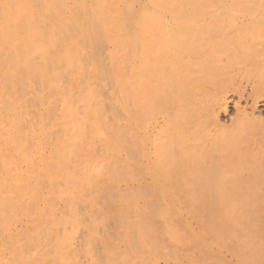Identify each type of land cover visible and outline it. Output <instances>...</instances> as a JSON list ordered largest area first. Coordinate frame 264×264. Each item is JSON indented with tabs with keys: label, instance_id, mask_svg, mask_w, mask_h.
<instances>
[{
	"label": "bare ground",
	"instance_id": "bare-ground-1",
	"mask_svg": "<svg viewBox=\"0 0 264 264\" xmlns=\"http://www.w3.org/2000/svg\"><path fill=\"white\" fill-rule=\"evenodd\" d=\"M261 92L264 0H0V264H264Z\"/></svg>",
	"mask_w": 264,
	"mask_h": 264
},
{
	"label": "rangeland",
	"instance_id": "rangeland-1",
	"mask_svg": "<svg viewBox=\"0 0 264 264\" xmlns=\"http://www.w3.org/2000/svg\"><path fill=\"white\" fill-rule=\"evenodd\" d=\"M252 93V91L249 89V87H247L246 89H245V98L247 99L246 101H247V103L248 104H251L252 103V99H251V97H247V95L248 94H251ZM260 94H264L263 92H261ZM234 101L235 100H237V96H235V95H231L230 96ZM258 103H257V108L255 109V115H260V116H263L264 117V98L263 97H258ZM233 101V102H234ZM243 101V100H242ZM241 101V103L242 104H245V101L244 102H242ZM233 102H229V107H228V114L229 115H222L221 116V118H220V120H221V122H223V123H226V124H229V122H230V118H231V116L235 113L234 111V107L232 106L233 105ZM150 190V189H149ZM148 190L146 189L145 190V192H147ZM145 192H144V189H143V192L142 193H144V195H141L140 197H142L141 199L142 200H148L147 198H148V196H149V199L151 198V193L149 194L148 193V195L146 196L145 195ZM150 192V191H149ZM140 197H139V199H140ZM145 197V198H144ZM101 201H102V199H101ZM102 203V202H101ZM110 228V229H109ZM108 228V230H111V227H109ZM132 247H133V245H132ZM137 247V246H136ZM134 248V247H133ZM132 252H136V250L134 249H132ZM162 258V259H161ZM161 258H159V263H161V264H163L164 263V261H166L163 257H161ZM161 259V260H160ZM162 260H164V261H162Z\"/></svg>",
	"mask_w": 264,
	"mask_h": 264
}]
</instances>
